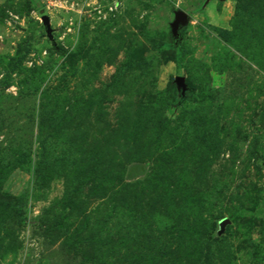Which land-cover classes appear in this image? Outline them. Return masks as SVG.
<instances>
[{"label": "rangeland", "instance_id": "1", "mask_svg": "<svg viewBox=\"0 0 264 264\" xmlns=\"http://www.w3.org/2000/svg\"><path fill=\"white\" fill-rule=\"evenodd\" d=\"M0 264H264V0H0Z\"/></svg>", "mask_w": 264, "mask_h": 264}, {"label": "water", "instance_id": "2", "mask_svg": "<svg viewBox=\"0 0 264 264\" xmlns=\"http://www.w3.org/2000/svg\"><path fill=\"white\" fill-rule=\"evenodd\" d=\"M223 1H225V0H223ZM43 22H44V25L46 27V31H47L48 36L50 38H52V31L50 29V20H49V18L46 17V16H43ZM188 22H189V16H188L187 13H185L183 11H178V12L175 13V21L171 25V31H172L173 39L176 42L181 41L180 31L188 25ZM177 85L180 88H182L183 91H186V86H185L183 78L179 77L177 79Z\"/></svg>", "mask_w": 264, "mask_h": 264}, {"label": "trees", "instance_id": "3", "mask_svg": "<svg viewBox=\"0 0 264 264\" xmlns=\"http://www.w3.org/2000/svg\"><path fill=\"white\" fill-rule=\"evenodd\" d=\"M20 200H17L16 202H18V203H16V204H18V207H20L22 204H20V202H19ZM14 206H16L15 205V203H14Z\"/></svg>", "mask_w": 264, "mask_h": 264}]
</instances>
